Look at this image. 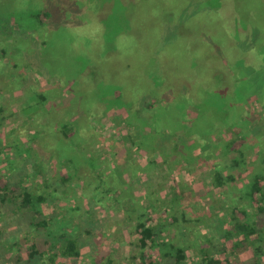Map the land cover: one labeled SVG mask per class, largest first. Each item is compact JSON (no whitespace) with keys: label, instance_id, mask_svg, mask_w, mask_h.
<instances>
[{"label":"rangeland","instance_id":"374dc122","mask_svg":"<svg viewBox=\"0 0 264 264\" xmlns=\"http://www.w3.org/2000/svg\"><path fill=\"white\" fill-rule=\"evenodd\" d=\"M37 1L30 0L31 7ZM46 4L54 13L63 9L50 20L67 26L57 29L51 24L41 58L34 52L19 61L23 81L11 83L6 75L8 63L0 62V74L6 80L0 84V168L13 186L43 187L45 177V191L55 194L48 212L64 214L61 222L49 224V238L67 231L78 234L81 243L79 256L71 258L58 251L54 255L64 241L54 242V247L43 242L46 250L38 259L34 257L37 262L50 264L53 254L57 264H147L146 256L151 255L152 264H178L174 246L180 245L186 253L184 264H208L207 257L212 255L224 258V264H254L256 254L241 243L235 254L223 253L220 247L223 235L228 236L231 207L240 202L242 192L236 189L241 180L250 179L246 167H234L239 177L232 189L216 184L213 166L231 164L235 146L239 147V138L227 146L231 136L222 122L228 103L234 104L233 114L244 107L241 113L249 111L251 123L262 122L264 130V0H46ZM35 38L33 33L31 39ZM70 47L85 58L84 71L78 76L62 72L59 79L53 75L57 91L63 92L55 94L54 103L68 92L81 108L79 121H66L71 125L67 139L82 155L76 164L85 173H79L82 180L73 173L71 183L62 187L59 166L46 157L50 148L32 139L39 118L32 121L21 114V91L13 88H29L21 97L24 100L36 96L48 84L35 62L48 63L60 55L70 67ZM86 68L93 71L92 76ZM49 91L53 94L56 89ZM214 127L219 128L207 132ZM17 129L19 146L25 147L30 139L35 158L48 161L42 173H34L38 166L32 165L34 155L29 153L17 158L13 167L8 164L6 156L16 149L5 152L6 143L13 142ZM152 129L159 132L154 143L143 142L140 135ZM184 130L194 133L186 138ZM189 140L197 144L196 160L178 153L181 141ZM258 141H264V132ZM250 143L246 141L238 157L249 169L253 162L262 163L260 143ZM91 161L98 168H90L87 162ZM99 172L106 179L96 186ZM55 182L59 188H53ZM201 184L206 191L203 187L201 194L192 190ZM177 193L188 196L173 200ZM13 208L10 202L0 205V264H26L28 245L44 232L38 234L25 214ZM250 220L260 226L264 216L254 214ZM138 221L162 224L153 248L139 245ZM232 231L234 240L244 237ZM226 244L230 243L224 239ZM259 260L264 264V258Z\"/></svg>","mask_w":264,"mask_h":264},{"label":"trees","instance_id":"16d2710c","mask_svg":"<svg viewBox=\"0 0 264 264\" xmlns=\"http://www.w3.org/2000/svg\"><path fill=\"white\" fill-rule=\"evenodd\" d=\"M61 9L62 8H58L55 13L52 12L51 8L46 4V0H40V2L37 1L36 6L33 7H31L30 5V0H0V62L4 60L6 63H8V66L6 68V75L10 77V80L12 78V80L10 81L11 83H18L23 81V74L20 70L21 66L19 68V61L22 58H26L34 52L38 53V55L40 56L39 58H41V52L43 53V50L49 43L47 30L52 29L53 27L60 29L67 26V24L65 23L57 22L55 24L50 20L53 16L55 18L59 13H62ZM51 24L53 27L51 26ZM33 33H35L36 37H38L37 39L35 38L36 40L31 39ZM69 50L72 53V56L71 54L69 55V59L72 58L73 60L70 64V67L65 66L66 57H61L60 55L58 56V58L51 59L50 61H48V63L44 62L43 58V60H41L37 57L39 61L37 62L35 60V63L37 66H39V71H41V74L44 76V79L48 85L39 89L38 93H36V96L34 95L33 98H27L28 101L26 99H23V106L21 103L18 108L21 114L26 115V117L31 119L32 121H36L33 120V118H39L37 127L33 128L34 132L32 139H37V141L40 140L41 142H43L42 145L44 149L50 148V152L46 157H51V159L53 158V161H55L56 165L59 166V168L57 167V171L60 174L58 179L60 186L62 187H65L66 185H69L71 183V179L74 174H77V176L82 180L83 175L81 176L79 173H85L82 172L83 169L77 167L76 164L80 161L79 158L82 157V155L75 152L72 144L67 139L68 133L70 132L68 128L71 127L70 124H73L74 121H79L78 112H81V108L77 106V100L75 99L76 97L74 95L68 97V92L67 97L63 95V98L60 102L56 104L54 103L56 102L54 100L55 94L58 92L61 96L63 92L57 91L60 88L55 86L57 82L53 80V75L56 74L55 79H59V77L62 76V72H64L66 75L74 74L78 76L80 72L84 71L82 63H84L85 58L74 54V52L71 51V47L69 48ZM62 60L63 62L60 63V61ZM53 65L54 67L52 68ZM86 70H88L90 76H92L93 71L89 68H86L85 71ZM2 76L3 74H0V84L4 85L6 80H3ZM72 86L73 85L71 84L70 87ZM52 87H55L56 89L53 94H51V92L49 91V89ZM261 87H264V83ZM14 89H20L21 91V93L20 91L16 92L20 93L18 95V98L23 97V93L29 90V88L26 87L13 88V90ZM69 90H71V88H69ZM227 101L229 100L227 99ZM92 104H95V102L90 103L89 105H87V107H91ZM233 105L234 104L232 103L227 104L228 108L224 110V122L222 123H224L225 132L229 134V137L231 136L228 139L227 146L237 141L239 138V147L235 146V150L233 153V155H235L232 158L231 164L225 166H222V164L220 163L214 164V180L218 185L227 184L233 189V187H235L233 186V183L239 177L237 176L239 171L236 174L234 173L235 171H233V169L234 167L239 166L246 167L244 170L247 171V176H249L250 179L249 181L241 180V185L236 189L242 192L238 196V198H240V202H238L237 204H233L231 207V222L228 226V236L227 238H224L223 235V244L220 247L223 253H225V251L227 253L228 250L230 254H235L236 252H238L236 250L237 245L241 243L243 249H252L256 254L257 260L254 262V264H261V260L259 259H261V257L262 259L264 258V222L260 226H255V222L251 221L250 217L254 214H260L264 216V141L261 143L258 141V139H260V137L262 136L264 130L262 122L254 119V121L251 123V120L253 118H251V113H249V111H246V113H241L243 109L246 110L244 107L239 106V112L233 114ZM66 121H68L70 124ZM255 122L256 124H254ZM250 124L252 125L249 127L248 125ZM218 128L219 127H214L207 130V132L217 131ZM17 130L18 133H16V131L13 132V142L6 143L7 146L5 149V152L8 150V148H15V152L18 151L11 154V156H6L8 164H12V167L14 166L13 163L17 160V158H21L24 153H29L31 154V156L34 155V147L32 146L30 139L28 140L29 142H26L27 145L25 147L19 146L22 140L20 138V129ZM157 130L152 129V131H148L147 134H149V137L147 139V134H144L146 135V137H144V135H140L141 140L145 143L147 142L148 144H153L155 141V137L159 133ZM172 133L174 132L169 131V134ZM183 133H186L184 134V136H186L187 138L189 135H192L191 133L194 132H185L184 130ZM252 138H254L255 140H251ZM50 140L54 141L55 143L53 144V142H51ZM246 141H251V146L258 145L260 143L258 155H262V163L256 165L255 162H253V166L250 169L247 167L248 165H246V163L241 165L238 162V157L243 155V151H241V148L243 145L246 146ZM179 145L180 148L178 150V153H180L181 156H183V154H186L185 159H195L194 152L196 150L197 144L194 140H189V142L181 141ZM18 146L20 148L19 150H17ZM32 157V165L36 164L38 166L37 168H34V173H42L44 171L43 167H46L47 164L49 165L48 161L46 159H39L38 161L35 158V155ZM87 163L91 165L90 168H98V165H94L93 161ZM65 166H70L68 168V171L65 170L66 172L63 170ZM51 170H53L52 164ZM5 173L0 168V205L3 206L7 204V202L13 203V209L16 212L20 211L24 213L25 220L29 223L28 225L36 228L38 234L41 233L40 231L44 230L43 233L39 234V239L36 238V241L34 240L30 245H28L27 252L30 258H28L26 264H47V262L38 263V260L34 258L37 257L38 259V256L41 257L44 255L46 248L43 247V242L44 244L54 247L55 243L64 241L65 243L63 246L61 244L56 248V250L54 251V255H57L58 251V253L62 256L71 258L78 257L80 254L81 245V243L79 242L78 234H73L71 232L68 233L67 231H64L61 233L59 238L53 237L52 240L49 238V235H51L52 233L50 228H48L49 224L61 222L64 214H62L61 210H58L57 213L48 212V203L55 194L51 191V193H47L45 191V177L43 178L44 184L41 185L43 187H39L40 184L34 186V183H31V185L20 183L19 186H13V184H11L9 180H6L7 173ZM98 175L99 179L96 183V186H100L106 179L103 173L99 172ZM53 186V188H59L56 182ZM200 187H203V185H193L192 190H194L196 193L201 194V192L199 191L201 189ZM256 192H258V195H255ZM120 193L123 194L121 189ZM186 196H188V194L177 193L173 200H177L179 198L183 199ZM249 196L251 200L248 199ZM232 198H235V196ZM130 205L133 204L130 203ZM249 208H253V214L250 212ZM181 218H184V220L188 219L184 216ZM161 225L162 224L160 223L155 226L138 221L135 226V230L139 234V245L144 248H153L154 246H156L157 237H159V233L163 230V227ZM232 230L237 231L236 233H239L244 237L238 238L239 240H234L232 238L234 234ZM224 239L225 241L227 240V242L230 244H226L224 246ZM38 240L42 241V243L38 242ZM174 248V258L176 262L178 264H184L186 260V253L183 246L178 245L174 246ZM164 253L165 251L163 252V254ZM168 253L169 252H167V254ZM52 255L53 254L49 256V263L57 264L54 256ZM234 257H238V254H236ZM223 259L217 258L215 255L207 257V261L209 262L208 264H224ZM145 261V263L147 264H152L154 259L151 255H147ZM229 261L231 262L233 260ZM105 264H110V262L108 261Z\"/></svg>","mask_w":264,"mask_h":264},{"label":"crops","instance_id":"0c3cea01","mask_svg":"<svg viewBox=\"0 0 264 264\" xmlns=\"http://www.w3.org/2000/svg\"><path fill=\"white\" fill-rule=\"evenodd\" d=\"M20 99H24V98H20Z\"/></svg>","mask_w":264,"mask_h":264}]
</instances>
